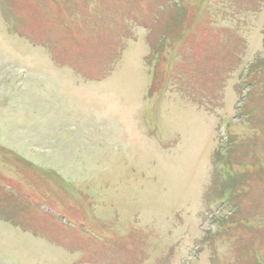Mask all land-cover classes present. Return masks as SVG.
Returning <instances> with one entry per match:
<instances>
[{"label":"rangeland","instance_id":"374dc122","mask_svg":"<svg viewBox=\"0 0 264 264\" xmlns=\"http://www.w3.org/2000/svg\"><path fill=\"white\" fill-rule=\"evenodd\" d=\"M0 264H264V0H0Z\"/></svg>","mask_w":264,"mask_h":264}]
</instances>
